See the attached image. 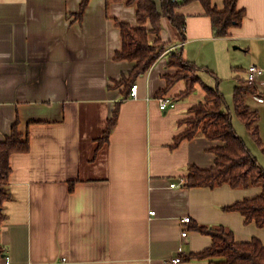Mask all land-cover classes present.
Here are the masks:
<instances>
[{
    "label": "crops",
    "instance_id": "0c3cea01",
    "mask_svg": "<svg viewBox=\"0 0 264 264\" xmlns=\"http://www.w3.org/2000/svg\"><path fill=\"white\" fill-rule=\"evenodd\" d=\"M212 3L223 8V0ZM79 4L0 0V142L16 122L28 142L26 152L9 158L10 200L3 205L0 264L5 255L10 264H60L62 258L69 264H212L215 260L190 258L212 244L196 225L224 227L237 242L257 238L264 244V228L224 210L258 195L261 187L180 184L189 166L212 168V149L222 145L198 133L171 148L188 128L183 123L188 110L203 99L202 88L176 101L175 109L159 110L156 93L165 86L163 76L175 72L166 65L165 51L135 81L137 98H123L124 86L115 84L133 63L113 59L121 49L114 20L136 27L135 9L123 2L89 0L78 20ZM237 8L244 11L242 23L225 37L213 35L199 2L177 9L185 18L183 56L206 68L198 72L200 81L209 88L218 84L222 94L247 84L250 66L262 69L253 85L256 94L245 97L259 114L260 129L264 0H237ZM161 40L181 44L167 19L162 20ZM184 89L178 82L169 95ZM116 104L115 127L95 153Z\"/></svg>",
    "mask_w": 264,
    "mask_h": 264
},
{
    "label": "trees",
    "instance_id": "16d2710c",
    "mask_svg": "<svg viewBox=\"0 0 264 264\" xmlns=\"http://www.w3.org/2000/svg\"><path fill=\"white\" fill-rule=\"evenodd\" d=\"M123 2L135 9L137 26L114 20L119 28L121 49L114 54V61H127L133 67L127 74L122 75L115 86H124L122 97L130 94V89L137 78L144 75L159 57L168 51L167 67L175 68L171 75L165 74V86L156 93V97L169 95L178 82H183L184 90L173 100L181 101L192 95L197 86L204 91L201 101L192 106L188 113L193 117L183 121L188 128L178 135L171 148H176L183 140H191L198 133L211 141L221 142V146L212 149L216 158L214 166L209 169H199L189 166V174L181 179V186L185 188H215L228 184L231 188H249L259 186L261 192L252 197L244 198L224 208L228 212H237L244 217L245 222H253L256 227L264 228V169L251 154L241 138L236 134L231 122V115L223 109L225 101L219 91L218 84L214 88L205 86L198 77V72L207 70L184 59L183 43L185 42V18L177 13V9L199 2L205 14L211 19L212 31L215 37H225L233 27H238L244 17L243 9L237 8V0H223V8L217 9L212 0H112ZM89 0H80L76 13L78 20L82 19ZM167 19L171 27L177 32L180 45L161 40L162 20ZM151 36L153 39H151ZM248 94H256L253 85L235 86L233 90V105L236 116L244 123L254 141L260 146L264 154V139L259 134V114L251 110L245 103ZM170 96V95H169ZM118 115V104L115 105L112 116L108 119L102 136L96 140L95 153L106 145L115 127ZM16 122L10 135L0 142V227L5 220L3 205L10 200L7 178L10 173L9 158L14 153L28 150L27 139H23L18 131ZM70 186V190H72ZM212 239L210 247L204 251L190 255L193 259H209L212 264H264V244L257 238L247 242H237L233 233L224 227L212 228L193 226ZM3 248L0 245V257Z\"/></svg>",
    "mask_w": 264,
    "mask_h": 264
},
{
    "label": "rangeland",
    "instance_id": "374dc122",
    "mask_svg": "<svg viewBox=\"0 0 264 264\" xmlns=\"http://www.w3.org/2000/svg\"><path fill=\"white\" fill-rule=\"evenodd\" d=\"M165 33L167 36L170 32L168 30H166ZM242 80L243 79H241L240 82H243ZM226 92H227L226 94H223L224 95V101H225V107L223 110L226 113H229L231 115V122H232V126L234 128V131L241 138V140L244 142V144L249 149L251 154L257 159L259 165L264 169V154L262 152V149L254 141V139L250 135L249 131L245 127L244 123L235 114L233 99H232L233 89H228V91H226ZM191 117H193V115L190 114V116L187 119H189ZM263 124H264V122L261 123L262 126L260 125V129H259V134H260V137L262 139H264V125Z\"/></svg>",
    "mask_w": 264,
    "mask_h": 264
},
{
    "label": "built area",
    "instance_id": "2783aa9c",
    "mask_svg": "<svg viewBox=\"0 0 264 264\" xmlns=\"http://www.w3.org/2000/svg\"><path fill=\"white\" fill-rule=\"evenodd\" d=\"M263 75V70L256 67V66H250L247 69V79H246V83L247 85H254L256 84L257 80ZM137 84H133L131 89H130V94L129 97L136 99L137 98ZM257 100L259 102H264V98H257ZM157 104H158V108L161 111H167V110H173L176 108V102L173 100V98L169 95H163L161 97L156 98ZM171 188L177 187L176 183H171L170 185ZM151 214L154 215V212H151ZM183 222L184 223H189L190 222V218L189 217H185L183 218ZM181 236L185 237L186 236V231L184 230L181 233ZM4 260L5 263L4 264H10V258L9 256L5 255L4 256ZM180 258H176L175 262H179ZM60 264H69L68 261L66 260V258H62L61 259V263Z\"/></svg>",
    "mask_w": 264,
    "mask_h": 264
}]
</instances>
